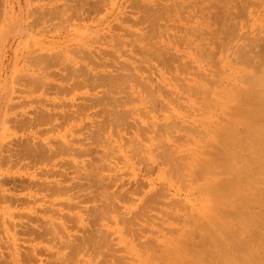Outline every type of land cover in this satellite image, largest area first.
<instances>
[{"label": "rangeland", "instance_id": "obj_1", "mask_svg": "<svg viewBox=\"0 0 264 264\" xmlns=\"http://www.w3.org/2000/svg\"><path fill=\"white\" fill-rule=\"evenodd\" d=\"M2 30L5 34L0 36V264H177L176 253L185 257L178 260L179 264L183 261L231 264V260L217 262L212 258L196 263L194 252L198 248L212 251L215 248L202 244L201 235L206 233L198 227L214 201L213 192L204 189L208 186L204 181L231 178L221 167L218 171L212 168L205 176L197 169L207 159L220 160L224 151L221 131L229 128V124V129L237 135L249 128L247 123L253 124L248 116L243 120L235 112L246 100L243 91L249 89L246 87L249 75L259 76L257 73L264 71V57H261L264 56V0H0ZM145 35L149 36L148 40ZM148 47L155 48L151 52ZM157 52L163 56L159 58ZM192 87H196L193 88L196 94ZM10 106L12 112L6 114ZM119 116L123 121L117 123ZM6 117L9 123H4ZM213 130L222 134L216 137ZM59 145H66L63 151ZM50 149H55V154ZM181 152L188 159L182 157L187 164L181 163L179 172ZM90 169L99 173L94 170L97 175L93 174ZM177 171L179 175H188L187 172L189 175L183 179ZM99 174L101 180L97 178ZM195 176L197 181L192 179ZM261 177L257 176L260 192L264 190ZM181 182L189 184L188 187L184 188ZM252 186L250 194L255 199L258 193L253 192L257 187ZM261 193L264 197V191ZM260 198L259 195L256 199L261 201ZM249 201L242 203L243 199H239L243 213L248 207L264 212L259 201V205ZM203 203L207 207L201 213ZM222 205L233 208L232 198ZM232 208L224 211L227 216L224 208L221 210L225 220H235ZM248 211L246 230L236 226L237 220L233 225L240 233L239 239L253 243L246 254L234 250L239 260H249L244 256L249 257L248 252L251 256L264 253V247L259 248L264 245L261 235L264 226L252 222L260 214L251 210L254 216L248 219H253L247 220V215H252ZM176 214L182 218L194 216L187 221L184 218V222ZM126 220L133 222L130 228ZM252 223H255L253 230ZM245 232H250L249 236ZM174 237H180L189 246H183ZM62 239L69 242L62 243ZM160 249L167 252L166 256L172 252V261L168 259L170 256H164L165 260ZM152 250L159 251L158 256L165 261L161 257L158 261L154 252L157 258L153 255V261ZM252 261L248 264H254Z\"/></svg>", "mask_w": 264, "mask_h": 264}, {"label": "bare ground", "instance_id": "obj_2", "mask_svg": "<svg viewBox=\"0 0 264 264\" xmlns=\"http://www.w3.org/2000/svg\"><path fill=\"white\" fill-rule=\"evenodd\" d=\"M140 1V0H139ZM169 1V0H168ZM153 4H155V3H153ZM180 4V3H179ZM76 6V5H75ZM147 6H149V4H147ZM150 6H153V5H150ZM157 6H159L158 5V3H157ZM156 6V7H157ZM162 6V5H161ZM164 6V8H165V5H163ZM162 6V7H163ZM177 6H178V4H177ZM180 6V5H179ZM154 7V6H153ZM152 7V8H153ZM160 7V6H159ZM175 7V6H174ZM74 8V7H73ZM76 8V7H75ZM161 8V7H160ZM181 8V7H180ZM198 8V7H197ZM212 8V7H211ZM244 8V7H243ZM144 9V8H143ZM151 9V8H150ZM149 9V10H150ZM156 9V8H155ZM210 9V8H209ZM222 9V8H221ZM141 10V9H140ZM163 10V9H162ZM162 10H159V11H162ZM186 10V9H185ZM147 11V10H146ZM157 11H158V9H157ZM156 11V12H157ZM239 11V10H238ZM244 11V10H243ZM153 12V11H152ZM165 12V11H164ZM170 12V11H169ZM168 12V13H169ZM173 12V11H172ZM180 12V11H179ZM193 12H197V11H193ZM143 13H145V12H143ZM149 13V12H148ZM148 13H146V14H148ZM154 13H155V10H154ZM157 13H160V12H157ZM202 13V12H201ZM150 14H151V12H150ZM161 14V13H160ZM159 14V15H160ZM165 14V13H164ZM145 15V14H144ZM155 15L156 14H154V17H155ZM158 15V16H159ZM147 17L149 16V15H146ZM208 16V15H207ZM150 17H152L153 18V15L152 16H150ZM150 17H149V20H150ZM157 17V16H156ZM206 17V16H205ZM146 18V17H145ZM184 18V17H183ZM186 18V17H185ZM211 18V17H210ZM225 18H226V16H225ZM147 19V18H146ZM148 20V19H147ZM157 20V19H156ZM156 20H154L153 22H155ZM159 20V19H158ZM170 20V19H169ZM177 20V19H176ZM186 20H187V18H186ZM223 20V19H222ZM142 22V21H141ZM146 22V21H145ZM151 22V21H150ZM153 22H151L152 24H153ZM150 23V24H151ZM224 25V24H223ZM151 26H153V25H151ZM154 28V27H153ZM150 29H152V28H150ZM180 29V28H179ZM192 29V28H191ZM195 30V29H194ZM197 30V29H196ZM220 30V29H219ZM4 30H2V31H0V36H3L4 34H5V32H3ZM191 32V31H190ZM202 32V31H201ZM204 32V31H203ZM208 32V31H207ZM206 32V33H207ZM212 32H216L215 30L214 31H212ZM193 33V32H192ZM194 33H196L195 31H194ZM216 33H218V32H216ZM220 33H222V32H220ZM220 33H218V34H220ZM213 34V33H212ZM217 34V35H218ZM193 35V34H192ZM196 35V34H195ZM214 35V34H213ZM140 36V35H139ZM142 36V35H141ZM140 36V37H141ZM151 36V35H150ZM215 36V35H214ZM245 36V35H244ZM144 37H146V35L144 36ZM153 37H154V35H153ZM152 37V38H153ZM197 37V36H196ZM199 37V36H198ZM147 38V40H148V38H149V36H147L146 37ZM146 38H145V40H146ZM184 38H186V37H184ZM240 38V37H239ZM242 38V37H241ZM142 39H144L143 38V36H142ZM141 39V40H142ZM200 39V38H199ZM232 39V38H231ZM145 40H142V42L143 43H145ZM234 40V39H233ZM120 41V40H119ZM140 41V40H139ZM156 41V40H155ZM149 42V41H148ZM120 43H122V42H120ZM147 43V42H146ZM145 43V44H146ZM150 43V42H149ZM148 43V44H149ZM157 43V42H156ZM155 43V44H156ZM231 43H232V41H231ZM144 44V45H145ZM154 44V45H155ZM121 45V44H120ZM151 45V44H150ZM150 45H146V46H144V47H147V46H150ZM153 45V46H154ZM226 45V44H225ZM155 46H157V45H155ZM159 46V45H158ZM151 47V46H150ZM201 47V46H200ZM155 48V47H154ZM153 47H152V49H154ZM160 47H158V49H159ZM198 48V47H197ZM196 48V49H197ZM203 48V47H202ZM261 48V47H260ZM151 49V48H150ZM149 49V47H148V49L147 50H150ZM152 49L150 50L151 52H152ZM158 49H156V51L158 50ZM161 49H163L162 47H161ZM198 49H200V48H198ZM223 49V48H222ZM252 49V48H251ZM155 51V52H156ZM162 51V50H161ZM163 51H164V49H163ZM199 52L200 51H202V49L201 50H198ZM197 51V52H198ZM205 51V50H204ZM206 52V51H205ZM213 52V51H212ZM223 52V51H222ZM144 53V52H143ZM154 53V52H153ZM158 54V56H159V58H160V56H163V54L161 55H159V53H161V52H157ZM202 53V52H201ZM241 53V52H240ZM198 54H200V53H198ZM207 54V53H206ZM206 54H202V55H204V56H206ZM244 54H245V52H244ZM243 54V55H244ZM201 55V54H200ZM149 56V55H148ZM185 56V55H184ZM151 57V56H150ZM244 57H245V55H244ZM261 57H264V56H261ZM147 58V57H146ZM162 58V57H161ZM247 58V57H246ZM163 59V58H162ZM200 59H201V57H200ZM204 59V58H203ZM209 59V58H208ZM248 59V58H247ZM247 59H246V61H247ZM261 59V58H260ZM263 59V58H262ZM166 61V60H165ZM164 61V62H165ZM208 61V60H207ZM240 62H241V60H239ZM212 62V61H211ZM249 62V61H248ZM262 62H264L263 60H262ZM167 63V62H166ZM176 63V62H175ZM239 63V62H238ZM249 63H251V62H249ZM214 64V63H213ZM252 64V63H251ZM179 65V64H178ZM182 66H184L185 65V63H184V65L183 64H181ZM263 65H264V63H263ZM262 65V66H263ZM173 66V65H172ZM171 66V67H172ZM182 66H178V67H182ZM255 66V65H254ZM258 66V65H257ZM261 66V65H260ZM125 67V66H124ZM123 67V68H124ZM185 67V66H184ZM183 67V68H184ZM187 67V66H186ZM122 68V69H123ZM183 68H182V70H183ZM192 68V67H191ZM219 68V67H218ZM121 69V70H122ZM76 70V69H75ZM74 70V71H75ZM185 70H187V68L185 69ZM218 70V69H217ZM256 70V69H255ZM264 70V69H263ZM171 71V70H170ZM181 71V70H180ZM184 71V70H183ZM77 72V71H76ZM188 72V71H187ZM186 72V73H187ZM225 72V71H224ZM257 72H259V71H257ZM256 72V73H257ZM261 72V71H260ZM257 73V74H259V76L258 75H256L255 73H253V74H255L254 76H253V74L252 75H249V76H251V78L249 77V79H248V85H246V87H249V89H248V91L246 92V91H243V92H245L246 93V95H247V97L245 96L244 97V95H242V97H244V98H246V100L245 101H242L241 99L242 98H239L238 100H241L243 103H245V104H243L242 102V105L243 106H241V107H244V108H241L240 106V108L239 107H234V109H238L239 108V110L238 111H236L235 113H238L239 115H241V116H248L249 118H248V120H251L252 122H253V124H246V125H249L248 127L249 128H246L245 129V132H244V130H242L241 128V130L244 132L243 134H241V132H240V135H237L238 133H234L231 129H229L230 127H231V124H227L228 126H229V128H227L228 129V131H226L225 129H223V131H221L222 133H223V135L222 136H224V138H223V141H224V144H222L221 143V141L219 142L218 141V139H217V141L219 142V143H221V145H222V147L224 148V151L222 152V155L219 157L220 158V160L218 159V158H214L215 159V161H212V160H209V159H207V161H204V162H202V172L200 171L201 169H200V167H199V169L200 170H198L197 169V171H199V173L201 174L202 173V175L204 174V176H205V174L207 173V174H209V170H212V168H217V171L219 170V168L221 167V169L223 170V172H225L226 174H231L230 176H231V178H227L228 176H225V178H227V180L226 179H224V181H222L223 179L221 178H219V179H214V180H212V181H210L209 183H207V180L206 181H204L205 182V184L207 185L208 184V186H206L204 189H206V190H208V191H211V192H213V194H214V201L212 200V198H211V200H212V203H211V205L207 208V210H206V219H205V221L204 222H201V220L199 221L200 223L198 224V227L200 228V229H202V230H205L204 232L206 233V234H200L201 235V241L203 242L202 244L203 245H208V246H211L212 245V247L214 246L215 248H213V250L214 251H212V249H205V248H198L197 249V251H195L194 252V256H195V260H197V262L196 263H198V262H203V263H205V262H207V260L208 259H213V260H216L217 262L218 261H220V259L222 260H224L225 262H227V261H229V260H231V264H244V263H250L249 261H251L252 259H253V261H255L254 262V264L257 262V263H259V264H261L262 262H264V258L263 257H261L263 254L262 253H260L259 251H255V248L254 247H252V248H254V251L257 253V252H259V254L257 253V254H252V256L250 255L251 254V252H248L249 253V257H246V255H244L245 256V259L246 258H249V260H239L238 258H236V256H235V254H234V250H238V252H242L241 253V255L243 254V253H245V252H247V249L249 250V244H251L252 243V241H251V243L249 242L248 243V241H246L245 239L244 240H241V239H239V237H238V235L237 234H240V233H237L238 231L237 230H235L236 228V226L237 227H242V229H243V227L245 228V227H247V224H246V222H245V220H246V211L249 213V209H250V213L251 212H255L256 213V211L259 213V208H258V210H256V209H254V207L253 208H249L248 207V209L246 210V211H244V213L241 211V208L239 207V199H243V202L242 203H244L245 201H249L250 199H251V197H253V195H251L250 194V192H252V191H250V188H251V186L252 185H255L257 188H255L256 189V191H254L253 192V194H256V193H258V195H257V197L256 198H259V195H260V200L261 201H259V199H254V197H253V199L251 200V201H249V202H252V203H254L255 205H259V203L257 202V201H259L260 202V204H262V206L264 207V197H263V193H261L262 191H264V190H262V188H260V190H262L261 192L259 191V190H257L259 187H261V184H259V180H258V178H257V176H259V174L260 175H262L263 176V180H264V75L262 74V72L264 73V71H262L261 73ZM96 74V73H95ZM200 74H202V73H200ZM185 75V74H184ZM198 75V74H197ZM261 75V76H260ZM67 76V75H66ZM175 76V75H174ZM253 76V77H252ZM17 77H19V75L17 76ZM95 77H97V76H95ZM107 77V76H106ZM178 77V76H177ZM218 77V76H217ZM247 77V78H248ZM71 78V77H70ZM98 79H99V77H97ZM203 78V77H202ZM207 78V77H206ZM246 78V77H245ZM19 79V78H18ZM179 79V78H178ZM113 80V79H112ZM117 80H120V79H117ZM176 80V79H175ZM189 80V79H188ZM211 80V79H210ZM247 80V79H246ZM17 81V80H16ZM102 81V80H101ZM114 81V80H113ZM169 81V80H168ZM190 81V80H189ZM213 81V80H212ZM211 81V82H212ZM241 81V80H240ZM111 82V81H110ZM170 82V81H169ZM239 82V81H238ZM244 82V81H243ZM74 83V82H73ZM118 82H116V84H117ZM182 83H183V81H182ZM206 83H207V81H206ZM218 83H219V81H218ZM111 84V83H110ZM113 84L114 83H112V86L111 87H113ZM210 84V83H209ZM213 84V83H212ZM229 84V83H228ZM123 85H125V84H123ZM215 85H216V83H215ZM109 86V85H108ZM127 86H128V84H127ZM126 86V87H127ZM181 87H182V85H180ZM184 86H187L186 84L184 85ZM199 86V85H198ZM198 86H197V88L196 87H192V88H190L191 90H193V88H196L197 90H198ZM129 87V86H128ZM115 88H117V87H115ZM186 89H187V87H185ZM210 88H213L212 86L210 87ZM260 88H261V90H260ZM111 89H113V88H111ZM110 89V90H111ZM121 89V88H120ZM123 89V88H122ZM196 89H194L193 91H195V94H196ZM199 89L200 90H202L201 89V87L199 86ZM108 90H109V88H108ZM115 90V89H114ZM123 90H126V89H123ZM184 90V89H183ZM189 90V89H188ZM242 90H243V88H241L240 89V91L242 92ZM208 91H210L211 92V90H208ZM113 92V91H112ZM123 92V91H122ZM130 92V91H129ZM192 92V91H191ZM209 92V93H210ZM126 93V92H125ZM128 93V92H127ZM201 93V92H200ZM202 93H203V91H202ZM208 93V94H209ZM110 94V93H109ZM198 94V93H197ZM241 94V93H240ZM108 95V94H107ZM194 95V94H193ZM210 95V94H209ZM110 96V95H109ZM112 96V95H111ZM105 97V96H104ZM121 97V96H120ZM182 97V96H181ZM122 98V97H121ZM180 98V97H179ZM184 98V97H183ZM199 98V97H198ZM95 99V98H94ZM117 99V98H116ZM116 99H114V101L113 102H115V100ZM119 99V98H118ZM127 99V98H126ZM231 99H233V98H231ZM99 101V100H98ZM104 101V100H103ZM107 101V100H106ZM124 101V100H123ZM207 101H208V99H207ZM210 101V102H209ZM208 102L209 103H211V99L209 100ZM102 102V101H101ZM197 102H200V101H197ZM214 102V101H213ZM237 102H239V101H237ZM26 103V102H25ZM103 103V102H102ZM122 103V102H121ZM124 103V102H123ZM202 103V102H201ZM241 103H239V105L241 104ZM76 104V103H75ZM106 104H107V102H106ZM235 104V106H236V103H234ZM19 105V104H18ZM17 105V106H18ZM105 105V104H104ZM115 105H116V103H115ZM118 105V104H117ZM116 105V106H117ZM121 105V104H120ZM15 105H13V107H14ZM59 106V105H58ZM116 106H114V107H116ZM229 106V105H228ZM89 107V106H88ZM231 107V106H230ZM15 108V107H14ZM102 108V107H101ZM189 108V107H188ZM208 108V107H207ZM236 109V110H237ZM12 110V108H11V106L9 107V109L6 111V114L8 113L9 114V111L10 112H12L11 111ZM122 110V109H121ZM77 111V110H76ZM82 111V110H81ZM85 111V110H84ZM98 111V110H97ZM108 112V111H107ZM116 112V111H115ZM119 112V111H118ZM16 113V112H15ZM114 113V112H113ZM112 113V114H113ZM121 113V112H120ZM120 113H118V114H120ZM232 113H234L233 111L230 113V114H232ZM65 114V113H64ZM117 114V115H118ZM212 114H214V113H212ZM20 115V114H19ZM121 115H122V113H121ZM238 115V116H239ZM17 116V115H16ZM78 116V115H77ZM105 116V115H104ZM116 116V115H115ZM232 116H233V114H232ZM231 116V117H232ZM235 117H237V115H234ZM71 116H69V118H70ZM118 117V116H117ZM121 116H119V118H120ZM123 117V116H122ZM220 117V116H219ZM240 117V116H239ZM242 117V118H243ZM11 118V117H10ZM13 118V117H12ZM17 118V117H16ZM247 118V117H246ZM251 118V119H250ZM8 117H6L5 118V120H4V123H6V122H8L9 123V121H8ZM117 119V118H116ZM122 118H120L119 120H118V122L117 123H119V121H123V120H121ZM124 119V118H123ZM31 120V119H30ZM232 120H234V119H232ZM239 120V119H238ZM243 120H245V117H244V119ZM242 120V121H243ZM256 120H260V122L259 121H257L256 122ZM180 121V120H179ZM224 121H226V120H224ZM227 121H229V120H227ZM226 121V122H227ZM11 122V121H10ZM52 122V121H51ZM233 122V121H232ZM234 122H236V121H234ZM233 122V123H234ZM246 122H247V120H246ZM248 122H250V121H248ZM30 123V122H29ZM181 123H182V120H181ZM219 123V122H218ZM221 123V122H220ZM227 123H231V121L230 122H227ZM232 123V125H234L235 126V124H233ZM241 123H243V122H241ZM251 123V122H250ZM49 124V123H48ZM226 124V123H225ZM240 124V123H239ZM259 124V125H258ZM261 124V125H260ZM25 125V124H24ZM56 125V124H55ZM117 125V124H116ZM213 125V124H212ZM211 125V126H212ZM237 125V124H236ZM246 125H244V127H246ZM104 126V125H103ZM118 126V125H117ZM169 126V125H168ZM234 126L232 127L233 129H238L239 128V126L238 127H236V128H234ZM185 127V126H184ZM184 127L182 126V128L184 129ZM190 128V127H189ZM193 128V127H192ZM211 128V127H210ZM121 129V128H120ZM187 129L188 128H186V131H187ZM194 129V128H193ZM193 129H189L190 130V132H191V130H193ZM197 129V128H196ZM194 130V132L196 131V132H198L197 130ZM222 129V128H221ZM239 129V130H240ZM122 130V129H121ZM220 130V129H219ZM231 130V131H230ZM45 131V130H44ZM99 131V130H98ZM208 131V130H207ZM214 131V130H213ZM235 131H237V130H235ZM47 132V131H46ZM174 132V131H173ZM195 132V133H196ZM200 132H201V130H200ZM209 132V131H208ZM221 132H219V133H216V131H214V134H216V137H219L220 136V134H222ZM237 132H239V131H237ZM192 133H193V131H192ZM194 133V134H195ZM228 133H229V135L231 134V137L228 135ZM34 134V133H33ZM201 134H202V132H201ZM236 134V135H235ZM195 135H197V134H195ZM156 136V135H155ZM191 136H192V134H191ZM190 136V137H191ZM202 135H200V137H201ZM221 136V137H222ZM31 137V136H30ZM220 137V138H221ZM233 138V139H230L229 140V138ZM191 138H193V137H191ZM202 139V138H201ZM205 139V138H204ZM59 141V140H58ZM101 141V140H100ZM137 141V140H136ZM29 142V141H28ZM31 142V141H30ZM105 142V141H104ZM37 143V142H36ZM62 143V142H61ZM99 143V142H98ZM35 144V143H34ZM58 144V143H57ZM64 144H66V143H64ZM69 144V143H68ZM85 144V143H84ZM163 144V143H162ZM67 145V144H66ZM65 145V146H66ZM108 145V144H107ZM44 146V145H43ZM60 146V145H59ZM62 146V145H61ZM60 146V147H61ZM65 146H62V151L64 150L63 149V147L65 148ZM136 146V145H135ZM162 146V145H161ZM68 147V146H67ZM66 147V148H67ZM56 148V147H55ZM58 148V147H57ZM73 147L71 146V149H72ZM38 149V148H37ZM49 149V148H48ZM68 149H70V147L68 148ZM208 149V148H207ZM52 149H50L49 150V152L51 151ZM55 149H53L52 151L54 152V154H55V151H54ZM56 150H58L59 151V149H56ZM66 150V149H65ZM218 150V149H217ZM66 151H68V150H66ZM70 151V153H71V150H69ZM136 151V150H135ZM246 151V153H244ZM76 152V151H75ZM134 152V151H133ZM138 152V151H137ZM169 152V151H168ZM172 152V151H171ZM207 152V151H206ZM63 153H66L67 154V152H63ZM135 153V152H134ZM144 153V152H143ZM174 153H175V155L177 154V151L175 152L174 151ZM174 153H170V154H174ZM13 154V153H12ZM57 154V153H56ZM59 154H61L60 152H59ZM76 154V153H75ZM138 154V153H137ZM180 154H182V152L180 153ZM189 154H191V153H189ZM140 155V154H139ZM179 155V154H178ZM183 155L184 154H182L180 157H181V159H183V158H185V159H188V158H186V157H183ZM110 156V155H109ZM114 156V155H113ZM156 156V155H155ZM177 156V155H176ZM187 157H188V155H186ZM2 157V156H1ZM179 157V158H180ZM183 157V158H182ZM190 158H191V155H190ZM143 159V158H142ZM179 160V165H180V167H179V165H176V166H178L179 168H180V171H179V169L175 166V168H177V170L179 171V172H181V166H182V164H183V162H186V160H184L183 159V161L182 160ZM211 159H213L212 157H211ZM103 160V159H102ZM145 160V159H144ZM88 162V161H87ZM97 163V162H96ZM101 163H103V162H101ZM182 163V164H181ZM190 163V162H189ZM187 164V162L185 163V165ZM191 164V163H190ZM201 164V163H200ZM98 165V164H97ZM108 165V164H107ZM184 165V168H186V169H188V166L186 167ZM92 166V165H91ZM174 166V165H173ZM172 166V167H173ZM199 166H201V165H199ZM11 167V166H10ZM93 167V166H92ZM97 167V166H96ZM99 167V166H98ZM171 167V168H172ZM183 167V166H182ZM174 168V169H175ZM183 168V169H184ZM97 169V168H96ZM96 169H90V170H93V174H96V172H98ZM182 169V170H183ZM96 172H95V171ZM102 170V169H101ZM171 170V169H170ZM99 171H100V169H99ZM176 172V173H178V176H182V178H183V176L184 175H186L185 173H182L181 175H179V172ZM191 171V170H190ZM169 172V171H168ZM173 172V171H172ZM182 172H184V170L182 171ZM91 173H92V171H91ZM99 173V172H98ZM175 173V172H174ZM81 174V173H80ZM87 174H89L90 175V172L89 173H87ZM92 174V175H93ZM169 174V173H168ZM172 174V173H171ZM187 174L189 175V173L187 172ZM196 173H194V175H195ZM199 174V175H200ZM91 175V176H92ZM97 175V174H96ZM100 175L101 174H99L98 175V177L97 178H101L100 177ZM103 175V174H102ZM173 175V174H172ZM175 175V174H174ZM188 175H186V176H188ZM199 175L197 176V177H199ZM202 175H200V177H202ZM176 176V175H175ZM186 176H184V177H186ZM196 176H195V178H192L194 181H197V179H196ZM87 177H88V175H87ZM95 178H96V176H94ZM113 177V176H112ZM174 177V176H173ZM194 177V176H193ZM211 177V176H210ZM219 177V176H218ZM217 177V178H218ZM75 178V177H74ZM96 178V179H97ZM117 179H118V177H117ZM184 179V178H183ZM190 179V178H189ZM188 178H187V180H189ZM196 179V180H195ZM199 179V178H198ZM202 179H203V177H202ZM205 179V178H204ZM208 179V178H207ZM101 180V179H100ZM100 180H99V182H100ZM106 180V179H105ZM114 180V179H113ZM178 180V179H177ZM98 181V180H97ZM98 182V183H99ZM185 182V181H184ZM92 183H93V181H92ZM95 183V182H94ZM193 183V182H192ZM260 183H261V181H260ZM90 184V183H89ZM99 184H101V183H99ZM105 184H106V181H105ZM181 184H182V182H181ZM185 184H186V182H185ZM263 184H264V181H263ZM96 185V184H95ZM182 185H184V184H182ZM189 185V184H188ZM188 185H184V188L187 186L188 187ZM106 186V185H105ZM201 186H203V184L201 185ZM200 186V187H201ZM86 187V186H85ZM190 187V186H189ZM89 188V187H88ZM87 188V189H88ZM94 188V187H93ZM96 188V187H95ZM103 188V187H102ZM167 188V187H166ZM183 188V187H182ZM184 188H183V190H184ZM252 188H254L253 186H252ZM264 188V187H263ZM100 189V188H99ZM254 189V190H255ZM90 190H92V187H90ZM89 190V191H90ZM96 190V189H95ZM97 190H98V188H97ZM103 190V189H102ZM102 190H100V192L102 191ZM105 190H107V189H105ZM118 190V189H117ZM166 190V189H165ZM168 190V189H167ZM87 192V191H86ZM86 192H84V193H86ZM98 192V191H97ZM106 192V191H105ZM114 192V191H113ZM129 192H131V191H129ZM227 192H229V196H227ZM88 193V192H87ZM107 193V192H106ZM116 193H118V192H116ZM91 195V193H88V195ZM95 194V193H94ZM101 194V193H100ZM100 194L98 195V194H96V195H98L99 197H100ZM103 194V193H102ZM113 194V193H112ZM114 194H115V192H114ZM192 194V193H191ZM190 194V195H191ZM199 194V193H198ZM225 194H226V197H225ZM105 194H103V196H104ZM107 195V194H106ZM108 195H110V194H108ZM147 195V194H146ZM152 195V194H151ZM166 195V194H165ZM92 196V195H91ZM112 196V195H111ZM117 196V195H116ZM193 196V195H192ZM191 196V197H192ZM195 196V195H194ZM193 196V197H194ZM256 196V195H255ZM96 197V196H95ZM106 197V196H105ZM104 197V198H105ZM109 197V196H108ZM107 197V198H108ZM113 197V196H112ZM111 197V201H113V198ZM124 197V196H123ZM153 197V196H152ZM166 197V196H165ZM196 197H198V196H196ZM263 197V198H262ZM82 198V197H81ZM101 198V197H100ZM104 198H102V199H104ZM154 198V197H153ZM152 198V199H153ZM156 198V197H155ZM199 198V197H198ZM231 198H232V200H233V208L232 207H229V208H232V209H235L234 211H232V209L230 210V211H232L233 212V214H232V216L233 215H235L234 217H235V220H237V223H236V226L235 227H233V225L235 224V220L234 221H228V220H225L222 216H223V214H222V211L221 210H223V208H224V210H223V212L224 211H229L228 209L229 208H227V207H224L223 205H222V202L224 201V205H225V201L227 202V199H230L231 200ZM92 199H94L93 201H95L96 200V198H93L92 197ZM178 199V198H177ZM183 199V198H182ZM189 199H190V196H189ZM196 199V198H195ZM100 200V199H99ZM105 200V199H104ZM108 200V199H107ZM181 200V199H180ZM97 202H98V199L96 200ZM101 201V200H100ZM191 201V200H190ZM107 202V201H106ZM109 202V201H108ZM150 202V201H149ZM192 202V201H191ZM195 202V201H194ZM193 202V203H194ZM257 204H256V203ZM146 203H148V202H146ZM177 203V202H176ZM230 203V202H229ZM241 203V202H240ZM246 203V202H245ZM251 203V204H252ZM101 204V203H100ZM107 204V203H106ZM109 204V203H108ZM149 204V203H148ZM179 204V203H178ZM187 204V203H186ZM102 205V204H101ZM164 205V204H163ZM181 205V204H180ZM190 205V203L187 205V207ZM229 205H231V203L229 204ZM244 205V204H243ZM253 205V204H252ZM254 205V206H255ZM104 206V205H103ZM146 206V205H145ZM171 206V205H170ZM244 206H246V205H244ZM129 207V206H128ZM165 207V206H164ZM181 208H182V206H180ZM186 207V208H187ZM207 207V204H205V203H203L202 205H201V208H202V210H201V213H202V211L204 210V212H205V208ZM223 207V208H222ZM240 208V209H238L237 210V208ZM243 207V206H242ZM251 207V206H250ZM149 208V207H148ZM175 208V207H174ZM220 208H222L221 210H220ZM227 208V209H226ZM246 208V207H245ZM244 208V209H245ZM180 209V208H179ZM226 209V210H225ZM262 209V208H261ZM181 210V209H180ZM188 211H190V208H188L187 209ZM186 210V212H188ZM251 210H253V211H251ZM256 210V211H255ZM261 211V210H260ZM262 211H264V210H262ZM253 212V213H254ZM25 213V212H24ZM124 213V212H123ZM139 213V212H138ZM176 213V212H175ZM190 213V212H189ZM197 213V212H196ZM225 213V215H226V212H224ZM230 213V212H229ZM229 213H227V214H229ZM253 213H251L250 215L251 216H249V214L247 215V220H252L253 218H251V219H248V218H250V217H252V216H254V214ZM74 214V213H73ZM118 214H120V213H118ZM125 214V213H124ZM260 215H257V216H255V217H257V220L255 219V217H254V221L252 220V222H256V224L257 225H259V226H264V212H262V213H259ZM121 215V214H120ZM172 215V214H171ZM177 215V214H176ZM190 215H192V216H194L193 214H190ZM229 215H231V214H229ZM179 215H177L176 217H178ZM192 216H190L191 218H192ZM197 216V215H196ZM227 216V215H226ZM225 216V218L227 219V217ZM249 216V217H248ZM119 217V216H118ZM159 217V216H158ZM180 217L182 218V215L180 214ZM180 217H178V218H180ZM183 217L186 219L185 221H187V219L188 218H190V217H188V218H186L184 215H183ZM229 218H230V216H228ZM233 217V218H234ZM111 218V217H110ZM120 218V217H119ZM125 218V217H124ZM124 218H122V220L124 219ZM151 218V217H150ZM184 218H182L183 219V221H184ZM198 218V217H197ZM126 219V218H125ZM181 219V220H182ZM200 219V218H199ZM149 220V219H148ZM162 220V219H161ZM164 220V219H163ZM193 220V219H192ZM196 220H198V219H196ZM153 221V220H152ZM184 221V222H185ZM190 220H188V222H189ZM108 222H109V220H108ZM123 223V222H122ZM126 223H127V220H126ZM133 222H130L129 223V221H128V225L129 224H131V226L133 225L132 224ZM190 223V222H189ZM193 223V222H192ZM194 223H195V221H194ZM194 223H193V225H194ZM243 223H245L246 224V226H245V224H243ZM248 223V222H247ZM249 223H251L250 221H249ZM154 224V223H153ZM255 224V223H254ZM253 223H252V226L254 225ZM61 225V224H60ZM123 225V224H122ZM127 225V226H128ZM139 225V224H138ZM137 225V226H138ZM242 225H244V226H242ZM249 225V224H248ZM257 225H256V227L255 228H257ZM130 225L128 226L129 228L131 227ZM181 226H183V225H181ZM192 226V225H191ZM197 226V225H196ZM123 227H125V225L123 226ZM53 228V227H52ZM140 228V227H139ZM168 228V227H167ZM176 228H178V227H176ZM250 228H251V225H250ZM253 228H254V226L251 228L252 230H253ZM264 228V227H263ZM133 228H131V230H132ZM164 229H166V228H164ZM172 229V228H171ZM191 229V228H190ZM241 229V230H242ZM248 229H249V227H248ZM240 230V229H239ZM245 230H246V228H245ZM244 230V231H245ZM257 230H259V228L257 229ZM261 230V229H260ZM259 230V231H260ZM106 231V230H105ZM137 232V230H133L132 232ZM140 231V230H139ZM163 231V230H162ZM179 231V230H178ZM188 231H189V228H188ZM195 231V230H194ZM208 231V232H207ZM243 231V230H242ZM248 231V230H247ZM263 231H264V229H263ZM132 232H130V233H132ZM154 232V231H153ZM175 232V234H176V231H174ZM174 232H173V234H174ZM193 232V231H192ZM127 233V232H126ZM125 233V234H126ZM170 233V232H169ZM171 233H172V231H171ZM178 233V232H177ZM187 233V232H186ZM236 233V234H235ZM244 233V232H243ZM261 233H264V232H262L261 231ZM161 234V233H160ZM194 234V233H193ZM245 234L246 235H248V234H250V232L247 234V232H245ZM253 234V233H252ZM258 234V233H257ZM106 233H105V238H106ZM128 235V234H127ZM236 235H237V237L238 238H236ZM244 235V234H243ZM261 235H263V237L262 236H260V237H262V238H264V234H261ZM108 236V235H107ZM136 236V235H135ZM249 236V235H248ZM252 236V235H251ZM250 236V237H251ZM259 236V235H258ZM58 237V236H57ZM110 237V236H109ZM108 237V238H109ZM114 237V236H113ZM254 237V235L252 236V238ZM41 238V237H40ZM107 238V239H108ZM152 238V237H151ZM151 238H149V239H151ZM174 238H178V240L177 241H180L181 239H179L180 237H174ZM240 238H242V236L240 237ZM255 238V237H254ZM257 238V237H256ZM262 238H260V239H262ZM232 240V241H228V240ZM237 239H239V240H237ZM247 239H249V238H247ZM260 239H256V241L257 240H260ZM63 241H62V243H64L67 239H65V241H64V239H62ZM89 240V239H88ZM110 240V239H109ZM153 240V239H152ZM156 240V239H155ZM191 240V239H190ZM199 240V239H198ZM263 240V239H262ZM59 241V240H58ZM68 241V240H67ZM135 241H137V240H135ZM147 241V240H146ZM154 241V240H153ZM166 241H167V239H166ZM56 242H57V239H56ZM69 242V241H68ZM159 242V241H158ZM185 241H183V240H181L180 241V244L182 243V245H183V243H184ZM259 242V241H258ZM258 242H256V244L255 245H257V243ZM146 243H150L149 241L148 242H146ZM154 243H156V242H154ZM199 243V242H198ZM201 243V242H200ZM264 243V242H263ZM61 244V243H60ZM66 244V243H65ZM68 245H69V243H67ZM158 244H161L160 242L158 243ZM185 244H187V243H184V245L183 246H189V244L188 245H185ZM253 244V243H252ZM252 244H251V246H252ZM261 243H259V245H260ZM63 245V244H62ZM109 245V244H108ZM147 245H149V247H150V244H147ZM162 245V244H161ZM144 246H146V245H144ZM152 246H153V243H152ZM151 246V247H152ZM158 246V245H157ZM156 246V247H157ZM164 245H162L161 247H163ZM135 247H137V246H135ZM191 247V246H190ZM194 247V246H193ZM258 247V246H257ZM264 245L262 244V247H260L259 246V248H261V250H263L264 248ZM66 248H67V245H66ZM86 248V247H85ZM126 248V247H125ZM158 248V247H157ZM170 248H171V245H170ZM188 248V247H187ZM186 248V249H187ZM192 248V247H191ZM252 248L250 247V250H252ZM263 248V249H262ZM69 249V248H68ZM87 249V248H86ZM88 249H90L89 247H88ZM108 249V248H107ZM148 249H150V248H148ZM148 249H146V250H148ZM152 249H155V248H153L152 247ZM169 249V248H168ZM111 250V249H110ZM138 250H141V248L139 249L138 248ZM145 250V251H146ZM162 250L163 249H160L159 251L160 252H162ZM165 250V249H164ZM181 250V249H180ZM188 250H189V248H188ZM195 250V249H194ZM83 251V250H82ZM109 251V250H108ZM156 251V250H155ZM154 250H152V254L150 253V258L152 259V257H153V255L155 256L154 257V259H156L157 257H159V258H157V260L158 259H160V257L162 256V257H166V258H168V256H170L171 257V255L173 254L172 252H170L171 253V255H168L167 254V256H166V253L167 252H165V251H163L162 253H163V255H161V256H158L159 254L157 253V252H159V251H156L155 252ZM141 252H142V250H141ZM148 252V251H147ZM146 252V253H147ZM151 252V251H150ZM157 253L156 255H157V257H156V255L154 254V253ZM176 252H178V251H176ZM253 252V251H252ZM112 253V252H111ZM139 253V252H138ZM165 253V254H164ZM254 253V252H253ZM246 254V253H245ZM262 254V255H261ZM86 255V254H85ZM139 255H141V253L139 254ZM174 255V254H173ZM258 255V256H257ZM260 255V256H259ZM64 256V255H63ZM91 256V255H90ZM175 256H177L178 258V260L179 259H185V257L184 256H181L179 253H176L175 254ZM175 256L173 257V258H175ZM162 257H161V259H162ZM164 257V259L166 260V258ZM82 258V257H81ZM191 258V257H190ZM241 258V257H240ZM242 258H244V257H242ZM65 259H66V257H65ZM68 259H70L69 257H68ZM142 259V258H141ZM168 259H170L169 261H172V257L171 258H168ZM67 260V259H66ZM73 260V259H72ZM84 260V259H83ZM82 260V261H83ZM86 261H87V259H85ZM84 260V261H85ZM153 260V259H152ZM163 260V259H162ZM161 260V261H162ZM165 260H163V261H165ZM175 260V259H174ZM178 260H176L175 262H178L177 264H179V261ZM68 261V260H67ZM84 261L82 262V263H84ZM138 261V260H137ZM154 261V260H153ZM159 261V260H158ZM252 261V262H253ZM105 262V261H104ZM118 262V261H117ZM167 262V261H166ZM182 261H180V263H181ZM187 262V261H186ZM75 262H73V264H74ZM87 263V262H86ZM190 263V262H189ZM222 263V262H221ZM256 263V264H257ZM71 264V263H70ZM159 264H160V262H159ZM169 264H172V263H169ZM183 264H185V262L183 261ZM192 264V263H191ZM210 264H212V263H210ZM263 264V263H262Z\"/></svg>", "mask_w": 264, "mask_h": 264}]
</instances>
